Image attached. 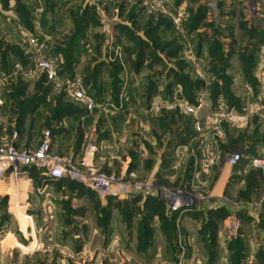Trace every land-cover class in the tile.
I'll use <instances>...</instances> for the list:
<instances>
[{"label":"rangeland","instance_id":"1","mask_svg":"<svg viewBox=\"0 0 264 264\" xmlns=\"http://www.w3.org/2000/svg\"><path fill=\"white\" fill-rule=\"evenodd\" d=\"M40 57L93 107L34 72ZM138 111L143 123L129 117ZM111 130L125 142L108 148L117 151L108 165L97 143ZM47 132L49 154L84 181L33 180L34 165H11L0 180L9 187L0 190V264H176L181 245L209 264L218 238L232 242V215L207 209L214 182L235 144L264 135V0H0V156L11 141L34 153ZM252 159L247 176L264 180V159ZM95 177L115 180L116 192L99 193ZM254 252L247 264H264V250ZM225 254L222 264L237 262L230 247Z\"/></svg>","mask_w":264,"mask_h":264},{"label":"crops","instance_id":"2","mask_svg":"<svg viewBox=\"0 0 264 264\" xmlns=\"http://www.w3.org/2000/svg\"><path fill=\"white\" fill-rule=\"evenodd\" d=\"M108 100V98H106ZM134 98H130L129 104L126 103V106L131 107L133 104ZM120 104L125 105L123 100H120ZM143 114L138 111L137 113H129V117L131 120H139L140 123H143L144 120L141 116ZM141 117V118H140ZM35 115H30L25 120V125L27 128L21 132V143H26L29 139L28 128L31 120H34ZM143 119V120H142ZM61 124V123H60ZM143 125V124H142ZM147 127V126H146ZM145 130V129H144ZM118 133V132H117ZM114 130H111L109 133L107 132L104 137L100 138L97 143L99 149L98 150V160H102L108 162V165L113 159V155L117 154L116 150L108 149L113 148L115 145L118 149L123 147L125 138L118 135ZM60 140L61 135L57 136ZM140 138V137H139ZM55 143V142H54ZM54 145V144H53ZM180 149V145L172 150V154L165 155V161L163 164H168V160L173 158L174 154H178ZM146 151V150H145ZM235 151H239L241 154L240 161L232 166L230 164H225L224 170L219 174L218 179L214 182L213 186V199H210L207 203V209L211 211L214 216H223V218L228 217L229 215H234L238 218L240 222V230L238 237H233L231 239L232 242L228 243L230 246H226L225 244H221L218 238V243L214 245L212 249H210V253L207 257H204L205 260L208 261L209 264H222L224 260L225 253L228 252V247L231 249L232 260L237 257V262H232L231 264H247L248 257L255 253V249L264 250V227L260 229L258 225L261 226V222H264V190L262 188V194L259 195L260 191L255 190L253 187L264 186V180H260L259 178H249L247 176L246 169L250 168L248 165V161L251 158H261L264 159V135L257 136L256 140H247L242 144H235ZM138 158L143 154V147H137L136 151ZM100 153V154H99ZM170 155V156H169ZM162 158L156 159V170L160 162H162ZM128 162V159H127ZM140 162V159H139ZM162 164V166H163ZM170 164V163H169ZM125 162H123L122 168L125 167ZM138 168V166H136ZM166 166H163L165 168ZM155 170V171H156ZM164 170V169H163ZM257 171V170H255ZM155 173V172H154ZM161 175L159 177H163ZM11 177V174L8 175V178ZM158 177V178H159ZM28 184H32L31 178H28L27 175L24 176ZM5 181V180H4ZM3 183V181H1ZM195 182L197 184H203L204 180H199L197 177L195 178ZM10 183H8L9 185ZM0 190H4L5 193H8L9 187H1ZM191 220V219H190ZM190 220L186 219V223L189 224ZM192 221V220H191ZM224 221V220H223ZM264 226V224H262ZM249 232H247V230ZM224 232V231H223ZM227 244V245H228ZM260 245V246H259ZM259 246V247H258ZM254 248V249H253ZM246 249L251 251L249 255L246 254ZM253 252V253H252ZM257 254V253H255ZM254 255V254H253ZM231 260V257H229Z\"/></svg>","mask_w":264,"mask_h":264},{"label":"built area","instance_id":"3","mask_svg":"<svg viewBox=\"0 0 264 264\" xmlns=\"http://www.w3.org/2000/svg\"><path fill=\"white\" fill-rule=\"evenodd\" d=\"M33 70L34 72L39 71L41 74H44L47 81L61 82L62 86L65 87L66 91L70 93V95L74 99L83 104L87 110H90L93 107V101L91 97L86 93L84 88L81 87L80 84L74 83L71 79L66 77V75H59L57 72L56 65L53 63V61L40 57L37 59L35 68ZM186 110L189 113L195 114L198 108L196 106H187ZM219 115V113L215 114L216 117H219ZM16 135L17 133H15L14 137ZM50 136V132L45 133L43 139L39 144L38 149L32 154H29L27 150L18 152L13 141H11L10 144H7L5 147L7 154L5 153V155L0 156V180L5 179V177L7 176V170L10 168L11 165L14 166L16 163H20L21 165L25 166L34 165L38 170L41 171L43 175H45L52 181H58L60 179H63L68 174V176L73 179L84 181L81 176L72 173L70 170L67 171L65 162L49 154L51 146ZM11 155H13L16 161L11 159ZM240 159L241 154L239 151H235L234 153L229 154L227 158L228 163L232 166H235L240 161ZM251 164L255 167H261L263 162L257 158H254L251 160ZM13 172L14 171H10V173ZM90 183L92 187L97 188L99 193L114 194L116 192V189H114L116 181L113 179L108 180L102 179L100 177H95L90 181ZM181 204V200H176L173 204V209L177 208L178 206H181ZM227 222L228 223L226 224V238L230 240L236 236L239 227V220L234 215H232L228 217ZM179 242L180 244H182L180 240ZM180 251L181 252L179 255V259L176 264H186L189 262V264H207L206 261L202 259H194V257H191L189 259L182 245L180 246Z\"/></svg>","mask_w":264,"mask_h":264},{"label":"trees","instance_id":"4","mask_svg":"<svg viewBox=\"0 0 264 264\" xmlns=\"http://www.w3.org/2000/svg\"><path fill=\"white\" fill-rule=\"evenodd\" d=\"M32 169H33V171L31 172V173H29L30 174V176L31 177H33V180H35V179H37V178H41L40 176V174H41V171L40 170H38L37 168H35V167H32ZM64 179H60V180H58V184H60L62 181H63Z\"/></svg>","mask_w":264,"mask_h":264}]
</instances>
